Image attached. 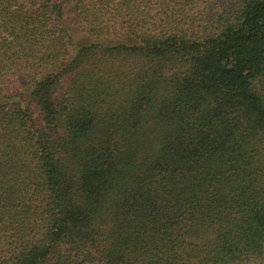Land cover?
Wrapping results in <instances>:
<instances>
[{
    "label": "trees",
    "instance_id": "16d2710c",
    "mask_svg": "<svg viewBox=\"0 0 264 264\" xmlns=\"http://www.w3.org/2000/svg\"><path fill=\"white\" fill-rule=\"evenodd\" d=\"M0 264H264V0H0Z\"/></svg>",
    "mask_w": 264,
    "mask_h": 264
}]
</instances>
